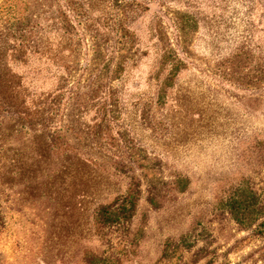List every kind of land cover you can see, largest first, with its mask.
<instances>
[{
  "label": "rangeland",
  "instance_id": "1",
  "mask_svg": "<svg viewBox=\"0 0 264 264\" xmlns=\"http://www.w3.org/2000/svg\"><path fill=\"white\" fill-rule=\"evenodd\" d=\"M242 5L232 0L233 19V11L203 5L208 18L188 35V62L166 103L157 100L153 59L128 76L123 123L136 129L161 173L156 203L124 145L131 136L117 147L81 141V154L55 153L30 134L3 142L22 167L0 168V264H264V86L252 81L264 70V0L252 37ZM71 104L58 125L75 143L88 120L74 117ZM178 175L188 179L185 191L173 185ZM133 176L142 180L134 216L105 223L99 209L124 194Z\"/></svg>",
  "mask_w": 264,
  "mask_h": 264
},
{
  "label": "trees",
  "instance_id": "2",
  "mask_svg": "<svg viewBox=\"0 0 264 264\" xmlns=\"http://www.w3.org/2000/svg\"><path fill=\"white\" fill-rule=\"evenodd\" d=\"M168 2H176L187 8L191 6L196 13L183 14L169 8ZM231 2L1 0L0 168H5L3 172L9 173L11 169V172L18 173L22 167L21 159L11 157L8 153L10 148L3 146L5 140L17 139L19 134L46 139L43 140L44 146L55 153H59V150H64L63 153L69 150L80 152L81 141H92L98 148L109 145L117 147L127 135L126 141L128 136L131 139L124 145L132 149L133 161L138 162L142 169V178L150 182L149 200L156 203L161 190L157 189L155 181L161 173L152 166V157L145 146L138 143L136 129H130L123 123L130 116L124 110L128 76L131 71L141 67L145 58L153 59L151 66L159 91L157 100L166 103L169 88L176 84L179 73L188 62V35L197 31L199 23L208 18L203 5L221 7L224 12H229L233 11ZM241 2L240 19L252 37L257 27L254 10L260 0ZM237 14L233 11L229 18L233 19L234 15L239 17ZM171 34L175 37H171ZM77 69L79 72H76ZM263 76L264 70L260 73L257 70L252 81L264 86V81H261ZM134 98L135 105H140V98ZM70 103L77 109L74 117L88 120L87 123L83 122L84 130L75 131L78 137L75 143L63 137L60 133L62 128L58 125L65 107ZM5 120L11 124L5 125ZM73 128L76 127L73 125ZM87 161L94 160L85 157ZM187 182V177L178 175L173 185L185 191ZM141 185V178L133 176L124 194L99 209V217L105 223L131 220ZM3 217L0 204V230L4 227Z\"/></svg>",
  "mask_w": 264,
  "mask_h": 264
}]
</instances>
